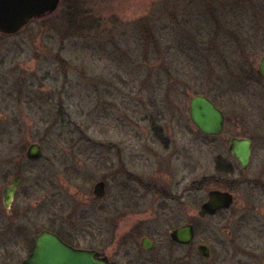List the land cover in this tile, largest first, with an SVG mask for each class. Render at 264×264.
Listing matches in <instances>:
<instances>
[{
	"label": "rangeland",
	"instance_id": "374dc122",
	"mask_svg": "<svg viewBox=\"0 0 264 264\" xmlns=\"http://www.w3.org/2000/svg\"><path fill=\"white\" fill-rule=\"evenodd\" d=\"M196 1L66 0L18 34H0V166H7V183L15 173L21 178L19 212L6 217L0 204V255L19 254V225L23 259L43 230L110 252L135 229L137 218L101 213L93 195L99 181L107 182L109 199L122 196L127 203L134 196L147 207L148 180L168 189L174 182V190L181 182V190L183 179L194 178L204 200L216 188L211 179L229 167L218 158L227 157L235 132L254 139L252 165L230 177L236 181L228 188L235 196L232 209L200 220V229L223 241L227 230L241 228L257 259L235 264H264V83L238 74L244 58L256 72L264 49L202 45L197 33L206 34L196 26ZM173 14L183 25L172 48L159 49L161 59L162 52L147 49L145 34L160 16L170 26ZM210 23V34L219 32ZM154 27L159 30L160 21ZM196 95L212 98L225 111L223 137L196 132L189 117ZM34 143L42 149L39 160L27 158ZM131 162L135 181L128 178ZM147 210L138 217L154 215ZM155 226L149 222L139 230L152 232Z\"/></svg>",
	"mask_w": 264,
	"mask_h": 264
},
{
	"label": "flooded vegetation",
	"instance_id": "af4514ba",
	"mask_svg": "<svg viewBox=\"0 0 264 264\" xmlns=\"http://www.w3.org/2000/svg\"><path fill=\"white\" fill-rule=\"evenodd\" d=\"M259 66L260 62L258 64L256 72H254L251 68V64L246 62L244 63V66L239 69L238 74L241 77L246 76L248 77V79H257L259 80V82L264 83V78L259 74ZM208 98L216 105L218 109L223 112L225 117L224 130L220 135L209 136L201 133L198 128H196L195 126L194 127L199 135H202L206 138L218 139L223 137L228 132V119L225 111L222 110L212 98ZM238 126V124L233 125L234 128H237ZM239 134H236L234 132V134L232 133L230 135L231 137L229 139L227 147V157L218 158V162L223 164L227 163L229 167L225 169V171H219L220 174L218 176H214L213 179H211L212 181H214L216 188L210 191L220 190L229 192L233 195L234 202L230 208L220 209L214 214L201 217L200 211L202 205L208 201V195L210 191H208L206 199L201 200L199 196L200 182L198 179L194 178L190 179V181L186 180L188 178L183 179V182H185V187H182L181 190L177 189L182 185L181 182L175 183V187L177 188H175L174 190V182H170L168 184L171 187V189H168L167 185L165 186L164 184H162V182H159L157 180H148V183H144L143 185L147 189L146 204L149 203V206L147 207L141 206L140 200H136L134 196H131V200L127 203L124 200L125 197L122 196L109 199L107 182L105 180H101L105 182V194L101 197H95L97 201H101L102 203L100 206H98L100 212H111L112 214L133 213L135 215L133 218H137L133 222V225L136 226L135 229H132V231L130 230L127 236L122 237V240H120V242L116 245L117 247H114L110 252H107L100 247H79L55 231H43H48L57 235L64 243L75 249L95 251L100 255L101 258L106 257L110 262L115 264H235L238 262H244L249 257L251 259H257L256 254L253 255L252 253H249V251L252 252V249L248 247L246 239L244 238L245 234L242 233L241 228L238 229L240 231H237L236 227L227 230L226 236L223 241L222 239H215L214 237L210 236V232L208 230L200 229V220H206L208 218L215 217L223 212L230 211L232 209L235 203V196L228 188H231L236 181L230 180V177L237 174V172L239 174H245L250 170L256 151L255 141L248 135L244 136ZM234 139L249 140L251 142L250 163L246 169H243L240 166L239 162L231 151V145ZM2 165L3 166H0V204L5 209V216L7 217V214H9V216L13 217L15 213L19 212V208H16V202L17 198L19 197L21 178L19 183V172L15 173L10 183H7L6 177L8 176L9 171L6 164L3 163ZM132 166L133 164L131 162V170H129V168L128 170H126L128 171V178H133L134 180L135 175H132L130 173L132 172ZM16 179L17 185L15 186V192L12 199L8 203L5 194L8 188L14 186V181ZM149 197L150 199H148ZM105 201L107 203H104ZM145 208H147V211L151 213L150 215H154L142 220V217H138L137 214H141L142 212H144ZM184 213H186L185 216L183 215ZM166 214H169L168 219L170 220V222L166 221ZM159 218L160 222L158 220ZM149 222L156 223V226L152 228V232H144L143 234H141L140 230L144 226H147ZM166 223H169L168 227L170 226V228L168 229L167 227L165 231L159 232V229L163 230V227H165ZM186 227H191V230L193 232L192 237L187 242L178 241L173 238V234L177 230ZM17 231L19 254L0 255V260L4 262L2 264H24L25 260L29 258L30 254L32 253L35 240L39 234L32 242V247L29 255L26 259H23L21 257L23 243V230L21 225H19ZM102 236L103 231L101 229H98L95 238L97 239V243L102 242ZM201 246H206L208 248V255H204L200 251Z\"/></svg>",
	"mask_w": 264,
	"mask_h": 264
},
{
	"label": "water",
	"instance_id": "95a60500",
	"mask_svg": "<svg viewBox=\"0 0 264 264\" xmlns=\"http://www.w3.org/2000/svg\"><path fill=\"white\" fill-rule=\"evenodd\" d=\"M62 0H0V34L16 35L34 20H38L55 13ZM259 74L264 78V57L261 58ZM189 117L193 125L205 135H220L224 130L225 117L223 112L205 95H196L189 102ZM231 151L243 169L250 163L251 142L249 140L234 139ZM41 146L34 143L27 150V158L39 160L42 157ZM20 183V177H19ZM14 186L6 191V198L12 199ZM105 182H98L93 188V195L101 197L105 194ZM209 199L202 205L200 216L211 215L220 209L230 208L234 202L229 192L213 190L209 192ZM191 227L177 230L173 238L187 242L192 237ZM204 255L209 254L206 246H201ZM24 264H115L108 258H101L95 251L75 249L64 243L57 235L42 231L36 238L32 253Z\"/></svg>",
	"mask_w": 264,
	"mask_h": 264
},
{
	"label": "trees",
	"instance_id": "16d2710c",
	"mask_svg": "<svg viewBox=\"0 0 264 264\" xmlns=\"http://www.w3.org/2000/svg\"><path fill=\"white\" fill-rule=\"evenodd\" d=\"M65 4L66 0H62L60 6ZM193 7L199 18L196 26L206 34V36H201L197 33L196 39L201 40L202 45H211V47L212 45H223V47L237 45L240 49H264V0H197ZM74 9L76 10V7ZM72 16L73 13L68 14L67 19L70 24L73 20ZM172 18L173 22L168 27L163 24L162 16L153 19L148 28L149 31L145 34L147 49H153L156 54H161L162 51L159 49L172 48V41L177 36V27L180 24L177 22V15L173 14ZM156 20L160 21L159 30L154 27V24L158 23ZM210 21L218 27L219 32L210 34L212 28ZM188 37L192 39L191 36ZM218 41H221V44ZM163 53L160 55L161 59H163ZM242 53L246 54L247 52ZM244 59L245 62H248V59ZM161 71L162 69H159L160 75Z\"/></svg>",
	"mask_w": 264,
	"mask_h": 264
}]
</instances>
